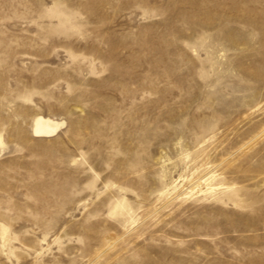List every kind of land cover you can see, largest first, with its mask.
<instances>
[{
  "label": "rangeland",
  "instance_id": "1",
  "mask_svg": "<svg viewBox=\"0 0 264 264\" xmlns=\"http://www.w3.org/2000/svg\"><path fill=\"white\" fill-rule=\"evenodd\" d=\"M0 138V264H264V0H0Z\"/></svg>",
  "mask_w": 264,
  "mask_h": 264
},
{
  "label": "bare ground",
  "instance_id": "2",
  "mask_svg": "<svg viewBox=\"0 0 264 264\" xmlns=\"http://www.w3.org/2000/svg\"><path fill=\"white\" fill-rule=\"evenodd\" d=\"M75 9H76L75 7H68V5L61 6L58 2H56L54 6H51L45 9L46 14L48 15V17H50L49 25H51L54 28H62L65 31L73 30V28L81 24L79 19L77 18V15H76L77 11ZM63 124H64V121L56 117H53L50 115H44L42 113H35L31 119V130H32V133L36 136H52L58 131V129H60V127H62ZM0 143H1V138H0ZM194 171L192 173H194ZM207 173H202L201 175H199L196 179L193 180L192 185L190 184L183 188L178 187L177 189H174L173 191H170L169 187L160 190L157 194L158 195L157 199H160L166 193L171 194L172 192H176L174 197H179L180 195L188 191H191V194H192V192L196 191V189L193 190L194 187L197 184H199V180L201 178H204L207 175ZM212 176L214 177L215 174H210L207 178L212 177ZM175 182H178V180H175ZM174 185L175 183L173 184V186ZM219 185L220 187L221 185L222 187L231 186L229 184L221 183L217 185H211L209 186V188L213 189L215 187H218ZM187 188H189V190L186 191ZM200 190L202 189L200 188ZM135 221H136V217L135 215H132L128 223L134 224Z\"/></svg>",
  "mask_w": 264,
  "mask_h": 264
}]
</instances>
